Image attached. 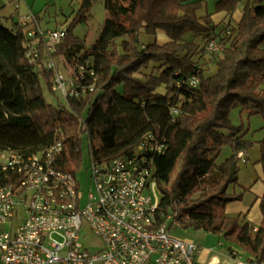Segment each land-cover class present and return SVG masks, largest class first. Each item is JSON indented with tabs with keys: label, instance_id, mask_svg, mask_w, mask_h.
Returning a JSON list of instances; mask_svg holds the SVG:
<instances>
[{
	"label": "trees",
	"instance_id": "trees-1",
	"mask_svg": "<svg viewBox=\"0 0 264 264\" xmlns=\"http://www.w3.org/2000/svg\"><path fill=\"white\" fill-rule=\"evenodd\" d=\"M95 2L80 1L54 53L39 43L35 64L26 57L28 29H6L0 22V152L29 157L61 142L52 166L75 174L84 145L91 163H105L130 157L152 135L164 144L152 155L158 221L169 217V230L177 223L217 236L241 248L251 263L264 264V195L257 228L245 215L224 214L228 204L241 200L228 188L238 183L239 154L252 146L231 124L229 110L237 104L249 116L264 115V0H219L214 13L204 15L198 14L202 0H104L105 21L86 47L72 31L87 22ZM218 13L229 22L215 24L212 15ZM158 33L165 43L158 42ZM189 34L192 39L185 38ZM141 35L153 41L142 44ZM211 40L219 52L207 53ZM57 57L70 74L87 63L93 75L76 83L78 97L52 106L40 82L52 92L53 74L45 63ZM192 77L198 79L195 88L188 86ZM85 84L92 90L82 93ZM224 146L231 154L217 163ZM259 147L264 168V138Z\"/></svg>",
	"mask_w": 264,
	"mask_h": 264
},
{
	"label": "built area",
	"instance_id": "built-area-1",
	"mask_svg": "<svg viewBox=\"0 0 264 264\" xmlns=\"http://www.w3.org/2000/svg\"><path fill=\"white\" fill-rule=\"evenodd\" d=\"M30 24L34 26L28 29L26 57L35 64L39 43L54 53L66 32L43 31L30 16L19 25ZM220 49L216 40L206 45L209 54ZM86 65L64 77L48 60L45 67L53 74L52 91L59 90L63 98L78 97L76 83L93 75ZM197 85L196 77L188 79L190 88ZM87 90L92 85L81 86L82 93ZM62 149V143L56 142L29 157L0 152V264H195L199 247L172 237L170 231L179 225L173 223L169 230V217L158 221L152 155L162 152L164 144L148 135L130 157L91 163L87 168L91 189L86 196L75 174L52 166ZM84 223L102 243L95 251L81 243Z\"/></svg>",
	"mask_w": 264,
	"mask_h": 264
},
{
	"label": "rangeland",
	"instance_id": "rangeland-1",
	"mask_svg": "<svg viewBox=\"0 0 264 264\" xmlns=\"http://www.w3.org/2000/svg\"><path fill=\"white\" fill-rule=\"evenodd\" d=\"M80 1L81 0H0V22L6 29H11L13 24H21L25 16H30L35 20H38L39 26L43 31H54L57 29L66 30L69 27L71 19L78 8ZM202 1L203 9L198 12L199 15H204L206 12L214 13L215 4L219 0ZM16 6H18V8H16ZM237 11H240L241 13V5L238 7ZM105 17L106 12L104 9V0H96L91 8L90 16L87 22L85 24L75 26L72 31L73 35L83 40L85 46L89 47L94 43L99 35L105 21ZM221 23H223V20L220 21V23L218 22L217 25ZM33 26V24H30L27 25L26 28L32 29ZM185 38L192 39V35L189 34L185 36ZM152 41L151 37L145 35L140 36V42L142 44L150 43ZM195 41H198L199 43V40ZM53 62L56 64L58 71L64 77L69 75V71L63 66V60L60 57L53 59ZM40 84L42 87L43 97L47 104L56 106L58 103L63 102V96L59 90L56 89L52 92L49 91L43 79H41ZM158 91L163 93L162 89ZM228 117L234 127H240L242 132L245 133L244 139L252 142L251 148L246 151V157L242 158L239 162L240 170L238 183L228 188V193L240 194L242 202L232 203L228 210H233L234 214L232 215L235 217L239 216V210L250 208L251 217L254 215L257 216L259 213L258 207L256 205L252 206L255 193L248 192L254 184V189H257V186L259 185L258 183L262 181L261 178L264 175L263 167L258 162L260 158L259 142L264 138V115L249 116L248 113L245 110H242L239 105L234 104L229 110ZM87 151V145H84V156L82 162L80 167L75 170V176L78 181L80 191L84 194V196H86L91 189L89 174L87 172V168L90 166L91 162ZM230 154V147L224 146L216 160L217 163L224 161L230 156ZM157 194L160 197L159 192H157ZM241 207L242 209H240ZM243 216L244 214H241V218H243ZM251 220L253 219L251 218ZM192 233H194V231L183 230L181 228L174 229L170 232L172 237L182 241L185 240V237L192 235ZM80 234L81 243L89 251H95L102 246L101 241L92 234L87 223L82 225ZM83 236H85L84 239ZM219 242L222 244L221 248L225 250H227V248H231V250H233L232 252L236 253V257H233L228 254L227 251L224 252V254L227 255L234 264H237L238 262L244 263L249 258V255H247L241 248L228 244L223 239Z\"/></svg>",
	"mask_w": 264,
	"mask_h": 264
},
{
	"label": "crops",
	"instance_id": "crops-1",
	"mask_svg": "<svg viewBox=\"0 0 264 264\" xmlns=\"http://www.w3.org/2000/svg\"><path fill=\"white\" fill-rule=\"evenodd\" d=\"M184 2H195L198 0H182ZM241 18V13L240 11H236L235 14L233 15L232 19L235 22H238ZM212 20L214 21L215 24H218V22L220 23V21L223 20V23H228L229 22V17L225 14V13H218L216 15H212ZM217 21V23H216ZM157 39L159 43H165L167 41V38L165 37V35L163 33H158L157 35ZM246 157V152L242 153V158ZM263 173H264V168H263ZM262 181H260L257 186V189H254V185L251 186V188L249 189L250 191L248 193H255L254 194V198H253V205H256L258 207L259 213L257 216H252L250 214V208H246V209H242V207L239 210V215L244 214L246 216V220L248 222H250L254 227H258L262 221V216L260 213V209H259V202L260 199L263 197L264 195V175L261 178ZM256 190V191H255ZM238 202H242L238 201ZM234 203V202H233ZM232 203L228 204L225 209H224V214L227 216H233L232 214H234L233 210H228V208H230ZM251 218L253 220H251ZM256 219V220H255ZM252 221V222H251ZM171 232V231H170ZM221 238L211 235L209 233H205L202 231H194V233H192V235H189L187 237H185L186 242H191L195 245H197L199 247L198 252L195 254L194 256V263L195 264H234L227 255L224 254L225 251H227L228 254H230L233 257H236V253L235 252H231L228 250H225L223 248H221L222 244H220ZM233 251V250H232ZM237 263V262H236ZM237 264H254L251 263L250 261V257L246 260V262L244 263H240L238 262Z\"/></svg>",
	"mask_w": 264,
	"mask_h": 264
}]
</instances>
